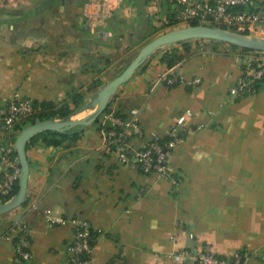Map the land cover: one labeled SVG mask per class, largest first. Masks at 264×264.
<instances>
[{"label":"crops","instance_id":"1","mask_svg":"<svg viewBox=\"0 0 264 264\" xmlns=\"http://www.w3.org/2000/svg\"><path fill=\"white\" fill-rule=\"evenodd\" d=\"M87 1L0 0V116L16 91L57 104L79 91L83 103L66 118L86 117L99 105V90L146 42L189 25L162 24L169 0H124L92 28ZM186 40L192 53L182 62L162 61L167 49L184 51L178 41L158 47L111 98L128 115L140 110L143 134L132 136L130 160L106 143L104 117L74 126L77 138L59 144L29 141L28 203L0 214V264L14 258L18 241L6 236L22 216L32 264H68L76 217L96 233L91 257L80 264H196L181 251L204 245L264 264V84L252 94H231L245 69L242 48ZM172 70L182 81L169 86L162 78ZM194 78L199 82L189 83ZM178 119L189 130L169 156L171 177L140 169L137 151ZM22 128L6 138L0 130V152L16 149Z\"/></svg>","mask_w":264,"mask_h":264},{"label":"built area","instance_id":"2","mask_svg":"<svg viewBox=\"0 0 264 264\" xmlns=\"http://www.w3.org/2000/svg\"><path fill=\"white\" fill-rule=\"evenodd\" d=\"M7 4H16L19 0H1ZM159 0H153L155 5ZM124 0H88L84 5V14L87 24L95 28L104 25L108 18L120 8ZM175 4L173 22L170 24L169 16L166 14L162 20L163 25H173L180 22L192 24H208L230 29L239 33L248 32L252 34H264V12L256 0H169ZM243 5L242 9H235V5ZM196 22V23H195ZM245 34V33H244ZM245 63L244 73L238 78L231 89V94L241 97L246 94L257 92L260 87L258 83L264 79V49L253 48L243 54ZM162 80L168 83L182 81L181 77L173 70L163 75ZM199 79L189 80V83L196 84ZM40 106L29 96L22 95L16 91L10 98L0 116V130L7 135L16 130V125L22 119L36 113ZM111 120L112 127L106 129V143L118 153L122 159L130 160V141L134 135H142L140 124V110L133 108L127 118L106 113ZM117 126L122 127L118 129ZM189 130L183 119L170 123L167 135L170 137L162 144L159 141L161 136L150 138L136 153L133 158L136 165L147 172H155L161 177H171L169 167V156L176 144L185 137ZM12 148L3 147L0 152V192L10 191L16 180H19L21 164L19 155L11 156ZM75 224L74 236L69 248L68 264H80L82 256L92 252L91 241L95 239L96 233L90 222L83 217L73 219ZM28 224L21 225L23 234L18 240V248L14 258L7 264H32V253L28 249ZM7 238H12L8 234ZM182 253L189 255L196 264H244V254L235 251L232 255L219 254L209 245L194 246L190 251L182 250Z\"/></svg>","mask_w":264,"mask_h":264},{"label":"water","instance_id":"3","mask_svg":"<svg viewBox=\"0 0 264 264\" xmlns=\"http://www.w3.org/2000/svg\"><path fill=\"white\" fill-rule=\"evenodd\" d=\"M190 38H209L223 40L250 48L264 49V37L239 33L230 29L208 24H192L165 31L146 42L127 66L116 76L110 79L98 92V107L92 114L81 119L49 118L29 124L21 129L16 138V149L20 158L21 172L19 176V188L17 192L6 202L0 204V214L6 213L23 204L29 184L30 161L27 155V143L36 135L48 131H65L79 124H90L103 113L112 96L119 87L128 81L139 65L155 49L179 40ZM19 219V218H18Z\"/></svg>","mask_w":264,"mask_h":264},{"label":"trees","instance_id":"4","mask_svg":"<svg viewBox=\"0 0 264 264\" xmlns=\"http://www.w3.org/2000/svg\"><path fill=\"white\" fill-rule=\"evenodd\" d=\"M257 1V0H256ZM258 3V1H257ZM259 4V3H258ZM260 5V4H259ZM243 5H235V9H242ZM175 4L173 2L167 4V14L169 16V23L172 24L173 22V15L175 14ZM196 23V22H195ZM247 34L248 32H243ZM181 46L183 47L184 51L180 50L178 47H172L170 49H167L162 54V61L166 62L168 66H174L175 64H178L179 62H182L187 56H189L192 53L191 49V42L189 40H179L178 41ZM233 46L241 47L244 54L248 52L249 50L253 49L247 46L239 45L232 43ZM181 81L178 80L175 83H168L166 81V84L169 86H173L176 84H179ZM264 84V79L260 80L258 83V87H261V85ZM36 105L40 106V109L34 113L33 115L26 117L20 121V123L17 124V128L24 127L25 124L29 125L32 123H35L40 120L49 119V118H64L69 116L78 106H80L83 103V94L79 91H75L71 93L70 99L65 100L61 104H57L53 101H35ZM106 113H114L115 115L121 116L122 118H127L129 115L122 112L121 110L114 109L112 106V100L108 103L103 113L98 117H104V121L106 123V129L112 127L111 120L105 116ZM118 129H121L122 127L117 126ZM78 131L76 128H68L65 131H57V130H48L45 132H42L36 136H34L30 141L35 140L37 138H42L46 143L48 144H59L62 140L66 139H73L77 138ZM170 137L168 135L160 137L159 141L164 144L166 140H168ZM29 143V142H28ZM27 143V146H28ZM17 150H13L11 152V156L17 155ZM19 188V182L16 180L14 182L13 188L8 192H0V201L5 202L9 200L18 190ZM28 203V199L26 198L22 204V206H26ZM25 223L23 216L20 219H16L12 221L11 223V229L9 230V234L12 235L13 241L16 243L20 236L23 234V231H21V225ZM27 239L29 238V235H26ZM29 240V239H28ZM71 243V242H70ZM69 243V244H70ZM91 244H95V239L91 241ZM29 249V245H28ZM91 257V252L86 253L82 256V260H88ZM69 260V257H68Z\"/></svg>","mask_w":264,"mask_h":264},{"label":"rangeland","instance_id":"5","mask_svg":"<svg viewBox=\"0 0 264 264\" xmlns=\"http://www.w3.org/2000/svg\"><path fill=\"white\" fill-rule=\"evenodd\" d=\"M4 19V17L2 16V13H0V23H1V21ZM255 35H259V36H264V35H262V34H258V33H256Z\"/></svg>","mask_w":264,"mask_h":264}]
</instances>
